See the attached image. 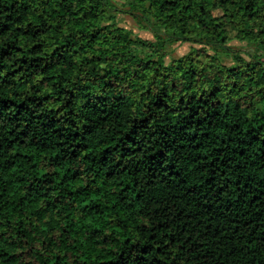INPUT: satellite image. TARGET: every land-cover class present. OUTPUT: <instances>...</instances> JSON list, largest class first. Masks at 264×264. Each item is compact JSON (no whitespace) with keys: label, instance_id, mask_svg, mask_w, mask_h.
Segmentation results:
<instances>
[{"label":"trees","instance_id":"obj_1","mask_svg":"<svg viewBox=\"0 0 264 264\" xmlns=\"http://www.w3.org/2000/svg\"><path fill=\"white\" fill-rule=\"evenodd\" d=\"M120 1L0 0V264H264V0Z\"/></svg>","mask_w":264,"mask_h":264},{"label":"rangeland","instance_id":"obj_2","mask_svg":"<svg viewBox=\"0 0 264 264\" xmlns=\"http://www.w3.org/2000/svg\"><path fill=\"white\" fill-rule=\"evenodd\" d=\"M114 6V10L112 14L114 15L115 22L126 29H128L132 35L139 36L143 39H152V35L148 30L142 29L139 27L134 18L127 13V9L125 6H122V2L120 0H110ZM192 46H195L194 43L190 42H175L166 48V57L165 61H168L170 58H175L186 53ZM227 46L232 51H237L241 56L247 57L246 55L257 52L262 57V61L264 63V47L262 49L256 50V46L254 43H249L247 41H240L235 38H230L227 41ZM222 60L225 63H230L229 56L224 53L221 54Z\"/></svg>","mask_w":264,"mask_h":264}]
</instances>
